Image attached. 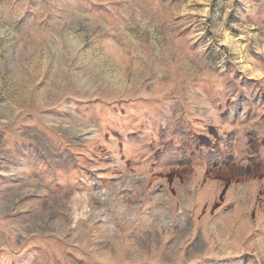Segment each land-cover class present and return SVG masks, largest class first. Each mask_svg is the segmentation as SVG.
I'll use <instances>...</instances> for the list:
<instances>
[{"label":"rangeland","instance_id":"374dc122","mask_svg":"<svg viewBox=\"0 0 264 264\" xmlns=\"http://www.w3.org/2000/svg\"><path fill=\"white\" fill-rule=\"evenodd\" d=\"M263 147L264 0H0V264H264Z\"/></svg>","mask_w":264,"mask_h":264},{"label":"crops","instance_id":"0c3cea01","mask_svg":"<svg viewBox=\"0 0 264 264\" xmlns=\"http://www.w3.org/2000/svg\"><path fill=\"white\" fill-rule=\"evenodd\" d=\"M264 148V147H263ZM263 150V149H262ZM259 161H258V163L257 164H259L258 166H260V169H261V171H263V169H264V159H262L261 157H260V159H258ZM200 164H202V162H200ZM244 166H246V165H244ZM189 169V168H188ZM260 171V172H261ZM256 171H253V173L251 174V173H248V172H244L245 173V175H244V179H250L251 177H253V175L254 174H256L255 173ZM259 172V171H258ZM251 174V175H250Z\"/></svg>","mask_w":264,"mask_h":264}]
</instances>
